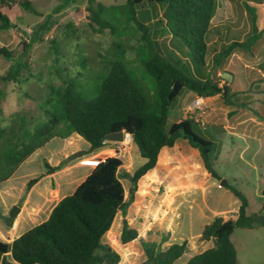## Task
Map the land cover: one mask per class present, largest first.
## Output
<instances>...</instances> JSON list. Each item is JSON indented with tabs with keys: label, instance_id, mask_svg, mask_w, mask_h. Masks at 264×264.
<instances>
[{
	"label": "trees",
	"instance_id": "trees-1",
	"mask_svg": "<svg viewBox=\"0 0 264 264\" xmlns=\"http://www.w3.org/2000/svg\"><path fill=\"white\" fill-rule=\"evenodd\" d=\"M143 3L166 7V17L172 21L171 35L178 41V49H185L184 56H165L157 41L138 22L137 8ZM19 4L30 12L35 11L32 0H19ZM8 7L6 0H0V30L14 26L5 12ZM217 8L218 0H126L118 6L86 0L88 24L93 31L102 33L111 28L114 34V20L121 14L142 31V43L137 50L140 69L126 63L124 47L116 42L117 59L109 61L94 80L81 84L70 79L58 86L51 85L40 104L42 121L32 128L20 125L19 132L11 138H6L5 130L0 133V183L11 177L19 165L49 140L66 139L72 134L83 137L90 145L89 152H93L107 145V135L124 131L131 135L146 161L132 175L125 174L132 184L127 201L119 173L122 159L109 156L100 160L76 190L57 203L46 221L11 242L0 241V264H119L120 253L106 243L104 237L109 234L118 212L126 216L138 180L156 165L161 148L172 147L178 138L188 140L197 148L208 172L221 180L215 169V143L193 131V125L197 124L193 117L166 127L172 103L185 90L199 97L220 94L225 101L229 100V105L238 103V92L232 91L230 85H220L222 78L217 73L218 66L226 62L237 46L247 48L253 39L224 45L210 64L209 34L215 30L213 18ZM247 9L254 14L252 7L247 5ZM253 30H258L254 16ZM76 36L77 28L68 23L62 37ZM53 44V51L58 54V43L54 40ZM0 56L11 58L5 47H0ZM9 78L0 76V81ZM44 166L45 173L50 174L62 165L52 166L44 161ZM39 178L31 179L27 189ZM229 188L241 201L237 218L218 217L207 225L202 238L214 239L215 246L194 255L187 264H237V250L231 234L236 229L264 226V221L254 222V212L249 211L245 193L231 185ZM138 238V231L124 218L121 243ZM141 245L145 255L141 264H175L186 250V242L172 244L166 249L151 241H142Z\"/></svg>",
	"mask_w": 264,
	"mask_h": 264
},
{
	"label": "rangeland",
	"instance_id": "rangeland-1",
	"mask_svg": "<svg viewBox=\"0 0 264 264\" xmlns=\"http://www.w3.org/2000/svg\"><path fill=\"white\" fill-rule=\"evenodd\" d=\"M6 1L9 7L5 9V12L14 23L10 29L0 30V47L7 48L11 54V58L0 56V76L10 77L9 80L0 81V133L5 130L6 138L16 136L20 125L32 128L43 120L40 104L47 96L51 85L58 86L70 79H75L81 84L94 80L109 61L117 59L118 49L114 43L119 42L123 45L126 63L140 69L137 50L142 43V31L132 21L127 20L126 15L121 14L114 20L116 28L114 34L111 28L98 33L88 24L86 0H32L34 12L24 9L19 4V0ZM98 1L107 6L123 5L126 2V0ZM247 5L254 9V14L248 11ZM253 16L257 31L253 30ZM137 20L151 34L152 39L157 41L165 56L168 58H173L174 55L184 56L185 49H178V41L171 35L172 21L167 19L164 5L143 3L137 8ZM68 23H73L77 28L76 38L62 37ZM213 27L215 30L209 34L208 61L210 64H212L213 56L226 45L225 43L230 41L245 43L253 39L247 48L239 45L232 50L229 55V67L224 62L222 66H218V69L229 71V82H232L242 97V100H237L238 103L229 108H237L235 112L229 114L230 125L234 126L239 115L243 113L252 115L253 112L264 109V30L260 32L264 29V0H218ZM54 40L58 43L60 50L58 54L53 51ZM214 68L213 66L211 69ZM176 105H180L179 98L172 103V108ZM237 111L240 112L237 113ZM172 120L173 118L168 124ZM204 126V123L194 124L193 131L207 139L208 135L203 133ZM215 136L217 140L222 138L219 134ZM245 141L239 135L232 137L229 135V163L227 165L220 163L219 168L229 172L230 185L244 192L250 199L251 205L260 210L261 216L264 217V208H262L264 205V134L260 135L258 142L252 143L256 146L255 149L259 146L258 154L254 152L255 149H252L246 152L244 157L240 156ZM64 143L66 142L55 137L37 152L34 156L33 174L30 175V179L39 177L42 172H45L44 161H47L50 156L55 157L57 150ZM79 145L80 149L76 153L82 152L86 155H79L69 161L88 163L90 160L103 157V153L89 152V143L84 138L79 141ZM40 158L46 159L41 161ZM140 160L139 155L134 158V168L139 166ZM65 162L67 160L63 163ZM25 167L27 166L19 169L18 175L26 173ZM123 169L125 166H122L120 176L125 187L126 200L129 201L132 184L129 177L125 175L127 172ZM128 215L129 207L126 217ZM124 218L121 212L117 213L104 241L120 253L122 264L123 262L141 264L145 260V255L143 250H140L139 241L135 242L137 247L135 259L124 257L128 253L127 248L131 245L122 244L120 241ZM140 221L141 219H136V222ZM244 233H246L245 230L236 229L233 238L238 241ZM238 249L237 264L264 262L263 240L250 239L244 244L239 242ZM185 260V257L178 259L176 264H182Z\"/></svg>",
	"mask_w": 264,
	"mask_h": 264
},
{
	"label": "crops",
	"instance_id": "crops-1",
	"mask_svg": "<svg viewBox=\"0 0 264 264\" xmlns=\"http://www.w3.org/2000/svg\"><path fill=\"white\" fill-rule=\"evenodd\" d=\"M230 43L231 41L225 44ZM226 63L229 67V57ZM220 66L222 64H219ZM217 73L222 78L220 85H230L232 91L239 92L232 82H229V71L218 69ZM178 98L180 105L171 109L166 127L170 128L172 124L187 117H193L200 125L204 123L203 133L208 135V140L215 143V169L221 179H227L228 185H221V180L214 178L208 172L200 151L191 146L188 140L178 138L172 147L161 148L156 165L138 180L134 199L129 205V215L125 216L129 226L139 233L137 240L129 242L131 245L127 248L128 253L124 255L127 259H135L136 241H139L140 250H142V241L156 242L161 244L163 249L172 244L186 242L185 253L179 258L184 259L185 257L186 260L182 264H187L194 255L213 248L214 239L202 238L204 228L218 217L236 219L241 206V201L229 188V172L219 168L220 163H226V165L229 163V135L231 137L239 135L246 140L240 152V156L244 157L246 152L255 149L256 146L252 143L258 142L260 135L264 134V109L253 112L252 115L244 113L239 115L235 120V125L231 126L229 114L235 112L237 108L229 109L231 106L229 100L225 101L220 94L199 97L194 92L185 90ZM237 98L242 100L239 93ZM196 99H200L205 108L189 110L190 105ZM171 118L173 120L168 124ZM216 134L222 135V138L217 140ZM82 138L78 134L67 139L60 138L66 143L57 150L55 157L50 156L47 161L52 166L62 165L61 168L50 174L42 172L39 180L29 189H27V184L31 180L30 175L33 174L34 156L42 148L36 150L19 165L11 177L0 183V241L11 242L46 221L57 203L62 198L71 195L100 160L109 156H118L125 166L123 170L131 175L146 161L132 138L126 141L125 137L122 142L109 141L104 148L93 151L103 153V157L90 160L88 163L84 161L73 163L69 161V156L79 151V141ZM89 148L90 145L88 150ZM259 150L257 146L254 152L258 154ZM83 155L86 154L83 153ZM138 155L141 156L140 164L134 168V158ZM45 159L40 158L41 161ZM65 160L67 162L63 163ZM22 166H27L25 167L26 173L18 175ZM16 206L19 208L14 209ZM249 211H257L259 215H262L260 210L251 205L250 199ZM12 212L15 216L10 215ZM136 219H141V221L136 222ZM241 230H245L246 233L241 235L238 241L233 238L236 230L231 234V240L237 250V263L239 242L244 244L250 239L264 241V226L262 225L253 229ZM123 264L126 263L123 262Z\"/></svg>",
	"mask_w": 264,
	"mask_h": 264
},
{
	"label": "water",
	"instance_id": "water-1",
	"mask_svg": "<svg viewBox=\"0 0 264 264\" xmlns=\"http://www.w3.org/2000/svg\"><path fill=\"white\" fill-rule=\"evenodd\" d=\"M125 136H131V135L128 134V133H125L124 131H119V132H116V133H112V134L107 135L106 139H107L108 141L122 142V141H124ZM79 155H83V153H82V152H80V154L74 153V154L70 155L69 158H70V159H71V158H75V157H77V156H79ZM221 185H223V186H227V185H228L227 180H225V179H221ZM15 208L18 209L19 207L16 206V207H14V209H15ZM14 209H13V210H14ZM10 215H11V216H15V213L12 212V213H10ZM253 220H254V222H256V223H260V222H263V221H264V217L261 216V215H259L257 212H254V213H253Z\"/></svg>",
	"mask_w": 264,
	"mask_h": 264
},
{
	"label": "built area",
	"instance_id": "built-area-1",
	"mask_svg": "<svg viewBox=\"0 0 264 264\" xmlns=\"http://www.w3.org/2000/svg\"><path fill=\"white\" fill-rule=\"evenodd\" d=\"M196 108L204 109L203 102L200 99H196L189 107V110H195ZM126 138L131 139V136H125ZM120 155V154H119Z\"/></svg>",
	"mask_w": 264,
	"mask_h": 264
},
{
	"label": "bare ground",
	"instance_id": "bare-ground-1",
	"mask_svg": "<svg viewBox=\"0 0 264 264\" xmlns=\"http://www.w3.org/2000/svg\"><path fill=\"white\" fill-rule=\"evenodd\" d=\"M128 140H130L129 138H127V140L126 141H128Z\"/></svg>",
	"mask_w": 264,
	"mask_h": 264
}]
</instances>
